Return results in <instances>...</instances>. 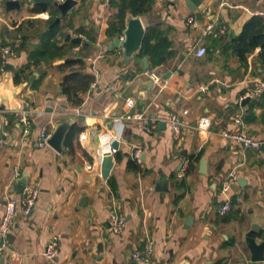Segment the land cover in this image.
<instances>
[{"label": "crops", "instance_id": "1", "mask_svg": "<svg viewBox=\"0 0 264 264\" xmlns=\"http://www.w3.org/2000/svg\"><path fill=\"white\" fill-rule=\"evenodd\" d=\"M6 1L0 0V49H13L6 66L14 67L0 69V220L7 199L19 198L16 168L40 194L28 216L18 204L5 264H261L251 262L245 234L258 224V241L264 240V144L257 150L222 133L233 131L232 118L241 115L247 134L264 140L261 47L240 52L242 41L249 48L251 32L264 25V0H203L194 10L188 0H152L139 16L145 32L155 28L171 42V56L159 65L146 55L121 63L112 44L124 29L112 31L118 8L105 0H77L55 25L61 13L54 3L20 0V9L7 10ZM40 6L46 7L35 10ZM188 17L200 26L214 23L216 34L202 36L190 28ZM55 26L59 33L46 39ZM67 33L82 43L66 42ZM22 42L24 47L15 50ZM44 43L47 53L31 62V53ZM200 44L207 48L203 57L194 54ZM71 58L83 59L84 72L95 77L78 107L61 92L70 67L60 66ZM30 62L27 79L16 83L15 72ZM146 70L161 76V83L149 86ZM111 84L114 91L108 89ZM255 86L263 91L246 96ZM128 96L136 99L131 111L154 120L153 130L143 121L122 119ZM173 113L183 120L179 139L168 122ZM69 117L83 130L63 153L37 145L41 127L53 128ZM7 119L13 124L5 127ZM204 120L208 130L199 131L197 124ZM114 141L119 149L104 181L100 164ZM136 150L141 151L142 163L135 162L139 169L130 166ZM235 168L232 209L220 216L223 180ZM162 173L169 190L159 192ZM115 205L126 216L121 234H114L108 222ZM147 237L154 240V253L149 262L139 263L132 253ZM53 241L59 252L48 259L45 251Z\"/></svg>", "mask_w": 264, "mask_h": 264}, {"label": "built area", "instance_id": "2", "mask_svg": "<svg viewBox=\"0 0 264 264\" xmlns=\"http://www.w3.org/2000/svg\"><path fill=\"white\" fill-rule=\"evenodd\" d=\"M112 0H105V2L110 5L112 4ZM188 24L191 29H199L202 36L205 35H213L216 34L215 31V24H207L205 26H200L196 18L188 17ZM221 32L225 31V28L220 29ZM123 39V35L121 37ZM120 50V49H119ZM207 52V48L204 45H198L195 49L194 54L198 57L205 56ZM13 53V49L10 47H3L0 49V69L6 67V64L8 62V57L11 56ZM121 54V51H119ZM145 74L149 75L153 81L154 84L159 85L162 81L161 76H158L157 74L146 70ZM109 90L114 91L115 85L111 84L108 87ZM262 86H255L251 88V90L247 93L246 96L251 97L259 94L262 92ZM125 104L128 108L127 113L122 117V119H126L128 121L138 120L143 121L145 125V129L148 131L153 130L155 127L154 120H152L147 114L144 112H133L131 109L135 107L136 105V99L132 96H128L125 99ZM1 113V109H0ZM185 114L189 113V110L184 111ZM233 122L235 124V129L233 131H225L222 134L231 140H236L237 142H241L244 145H247L251 148L259 150L263 144L264 140L254 139L251 137L247 132L243 129V117L241 115H236L233 118ZM168 122L171 126V129L173 130L174 136L176 139H179V136L182 132V125L183 120L180 119L179 115L176 113H173L168 118ZM4 126L9 125V120H5ZM207 120L202 121L201 123L197 124V127L199 131H205L207 129ZM53 128H48L47 126H43L40 129V135L37 139V145L40 148L49 147V140L51 139V136L53 134L52 132ZM24 132L28 133V127L24 128ZM5 133V132H4ZM109 152H106V154H112L114 155L118 149L114 147L109 148ZM104 154L103 157L106 155ZM133 160L140 164L142 163L141 159V151L136 150L132 154ZM239 176V171L237 168L232 169L226 178L223 180V185L220 190V194L223 196V203L218 207L217 213L220 216L226 215L228 212L232 209V200L229 197V192L232 188V186L235 184V181L237 180ZM22 177V171L21 169H15L13 180L19 181V179ZM23 190L19 193V198H8L5 202V211L4 214L0 220V257L4 255V253L7 251L9 247L8 243V234L12 231V229L15 227L16 219H17V211H18V204L22 207V213L25 216L30 215L35 208V204L39 198L40 190L39 187H37L35 184H31L29 182H26L23 185ZM153 189V188H152ZM108 222L110 224V229L114 234H121L123 230L126 227L127 221L126 216L121 208L118 206H113L110 209V214L108 218ZM59 252L57 243L53 241V243L49 244L45 251V256L48 259L54 258V256ZM154 253V240L150 237H147L145 240V245L142 249H137L132 253V257L139 263H146L149 262L152 259V255Z\"/></svg>", "mask_w": 264, "mask_h": 264}, {"label": "trees", "instance_id": "3", "mask_svg": "<svg viewBox=\"0 0 264 264\" xmlns=\"http://www.w3.org/2000/svg\"><path fill=\"white\" fill-rule=\"evenodd\" d=\"M111 2L114 7L118 8V22L113 23L112 31L117 30L119 32L122 31V28H125V17L127 13H132L134 16H139V14L148 11L153 5L152 0H112ZM45 7L46 6H40L35 10L43 11ZM55 14V12H52V16L48 22L53 21ZM22 26L23 23L18 27V29H21ZM248 31L249 26L245 32ZM47 32L48 33L45 34V38H52L57 33H59V26L50 28ZM251 35L252 37L249 48L248 46L246 47L245 39L242 41L240 52L243 54V52L247 51V49L250 50L254 49L256 46H260V57L264 64V25L260 24L259 27L251 32ZM144 38L145 39L143 41L142 48L137 56H149L153 65H159L160 63L164 62L169 56H171L172 51L170 50V40L167 37L159 35V33L157 34V29H147ZM24 45V42H22L19 47L15 48V50L20 51V49L24 47ZM45 53H47V49L44 43L40 48L31 53V62L37 60L36 58L39 55H43ZM31 62L28 65L19 68L15 72L14 78L16 83H20L23 80L27 79V76L25 74L26 71L30 68ZM67 66H69L70 69L68 73L64 75L65 77L61 83V92L67 97L71 105L78 107L83 104L84 95L87 89L90 87L91 83L95 80V77L87 72H84L85 61L83 59L71 58L65 65L60 66V68H64ZM12 122L13 120L10 119L9 124L12 125ZM82 130L83 128L78 126V124L75 122L69 129V133L64 141V147L68 148L72 144L74 137ZM130 166L139 169V166H137L135 161H131Z\"/></svg>", "mask_w": 264, "mask_h": 264}, {"label": "water", "instance_id": "4", "mask_svg": "<svg viewBox=\"0 0 264 264\" xmlns=\"http://www.w3.org/2000/svg\"><path fill=\"white\" fill-rule=\"evenodd\" d=\"M33 4L36 5H48V3H54V5L57 7V9L60 11V15L56 17L54 21V25L60 23L61 19L66 17V15L71 12L75 6L78 4L77 0H30ZM203 0H188V6L191 10H194L196 6L201 4ZM5 5H7V10L21 8L20 0H7ZM125 28L123 30V39L117 37V39L113 42L112 48H119L121 51V57L123 64L130 63L137 55L140 53V50L142 48V44L144 41V35H145V26L143 24V21L141 20L140 16H134L132 13H127L125 17ZM64 40L71 41L74 44H81L83 39L81 37H72L70 33H67L65 35ZM146 66L145 68H148V60L145 59ZM14 65L8 64L6 68L13 69ZM35 77L34 75L31 76V79L33 80ZM153 85V81L151 80L149 83V86ZM246 100H249L247 98ZM156 116L154 115V118ZM75 123V119L72 117H69L68 119H63L56 121L54 123L53 127V134L51 136V139L49 140V145L54 150H57L59 153L64 152V141L69 133V129L72 127V125ZM112 146L116 149H119V142L114 141L112 142ZM114 155L112 154H106L101 161L100 167H101V176L104 181H107V179L110 177L111 172L113 170L114 166ZM201 168H203V171L206 172V159L203 158L200 162ZM239 181H242V179H238ZM27 182V176H23L19 179L17 183L18 191L21 192L23 190V185ZM169 178L162 173L156 184V190L159 192L162 191H168L169 190ZM259 225L255 224L251 227V230L245 234V241L246 245L249 249L250 255H251V262L252 263H261L264 264V240H261L260 242L258 239H260L259 233ZM8 241H11L13 238V235L11 233L7 236ZM103 247L100 246L98 252H102ZM0 264H5L3 256L0 257ZM180 264H187L186 262H182Z\"/></svg>", "mask_w": 264, "mask_h": 264}]
</instances>
